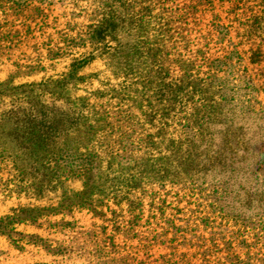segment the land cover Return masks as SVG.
<instances>
[{
    "label": "rangeland",
    "instance_id": "rangeland-1",
    "mask_svg": "<svg viewBox=\"0 0 264 264\" xmlns=\"http://www.w3.org/2000/svg\"><path fill=\"white\" fill-rule=\"evenodd\" d=\"M109 15L115 24L98 36ZM0 84V114L38 102L74 117L72 136L87 134L85 123H101L84 146L101 156L109 138L123 132L143 137L162 127L159 147L135 156L154 163L187 138L181 150L196 157L198 172L193 187L169 179L161 187L143 176L134 197H141L144 217L134 231L126 210L116 219L120 231L86 208L49 218L70 222L64 229L17 225L16 231L40 234L59 253L25 241L17 246L0 234V264H112L120 255L132 264H159L163 255L178 260L182 253L191 264H230L228 241L233 255L250 254L257 263L264 252V0H0ZM107 162L104 170L115 183L119 167L106 168ZM170 162L182 172L179 160ZM61 180L40 201L8 200L0 185V216L18 203L45 205L63 191L83 189L73 173ZM150 204L164 213L152 212ZM151 213L159 223H148ZM168 221L186 241H164ZM102 225L114 234L118 253L96 244L104 239Z\"/></svg>",
    "mask_w": 264,
    "mask_h": 264
},
{
    "label": "trees",
    "instance_id": "trees-1",
    "mask_svg": "<svg viewBox=\"0 0 264 264\" xmlns=\"http://www.w3.org/2000/svg\"><path fill=\"white\" fill-rule=\"evenodd\" d=\"M112 17L103 19L97 26L99 31L97 35L104 32L107 24L114 25L115 22H109ZM100 36V35H98ZM0 88L4 84H0ZM29 86L22 85L20 87ZM45 106L35 103L33 106L26 109H10L3 110L0 114V185L2 192L6 199L10 200L14 197L21 199L34 198L40 201L46 192L56 191L59 183H63L61 178L67 173H73V176L83 181V189L78 192H71L68 194L63 191L59 200L49 202L45 205H35L32 203L22 204L18 203L12 206L8 211L0 216V234L6 235L17 246L21 243L32 244L34 246H42L50 253H59L56 247L47 243L48 240L43 238L40 234H26L24 232L16 231L17 225L34 226L43 229L45 223H48L47 229L56 228V225H61V229L69 226L71 223L62 219L59 222H50L49 218L60 214H69L75 209H88L94 217L109 221L115 224V231H120V225L116 224V219L121 216V212L126 210L128 212L129 220L127 225L129 230L137 228L141 225V220L144 217L143 202L141 197H134V193L141 189L143 176H148V184L156 183L158 186L164 187L169 182H176L193 187L196 183V167L194 161L196 157L193 156L189 149L181 150L183 143H189L186 138L179 140L176 147L172 148L173 155L164 156L155 159L152 163L144 156H135L136 150L140 151L142 148H158L160 141L163 142V130L160 127L157 133L147 134L143 137H134L131 133L123 132L117 138H109L105 142V155L101 156L93 150L84 148L92 138L89 134L92 129L101 127L103 124H89L85 123V129L89 128L87 134L73 135L69 132L68 126H73L74 117L68 119L66 115H57L55 111L49 108L44 109ZM27 111V112H26ZM26 118H31L28 124L24 122ZM72 120V121H70ZM27 122V121H26ZM126 125L129 121L125 122ZM78 124V123H77ZM165 125V124H164ZM184 130L187 124H180ZM78 126L75 127V129ZM121 126L118 125L117 129ZM182 128V129H183ZM80 130V127L79 129ZM172 144V142H171ZM71 147H70V146ZM85 150V151H83ZM179 160L182 165V172L172 168L170 158ZM108 167L117 165L120 176L114 179H109L107 172L104 170V162L107 161ZM46 163H48L46 165ZM132 164V165H131ZM128 166V167H127ZM42 167V168H41ZM136 168L135 174L125 175L126 170ZM69 169V170H67ZM3 174V176H2ZM4 174L6 178H4ZM198 174V172H197ZM30 178L32 179L30 181ZM29 180V182H28ZM146 181V182H147ZM203 195V194H202ZM206 197V196H205ZM217 201H213L211 206L215 207ZM113 204L117 209L111 208ZM151 211L159 210L162 214L163 207H156L150 204ZM111 213V218L107 217L106 211ZM158 222L156 214H150L148 223L152 224V220ZM203 219H208L204 217ZM159 223V222H158ZM168 226L160 234L164 241L171 243L175 242L180 237L186 241V236H180L179 229L172 226L171 221L167 222ZM100 235L104 236L96 244L101 251L106 249L113 253L119 252V247L116 246L113 235H107V226L102 225ZM172 235L171 237H168ZM28 237L25 240V237ZM131 234H125V238L133 239ZM168 237V239H167ZM155 243V242H154ZM227 245L228 254L225 256L230 264H264V252L258 256L257 263H253V257L248 254L245 259L238 255H233L231 242H223ZM142 249L146 250L148 244H143ZM175 253V248H172V256ZM206 251H203L205 255ZM187 253H182L178 260H173L167 255L161 256L159 264H191V260L187 258ZM145 260V259H144ZM205 262L208 260L204 259ZM128 256H118L111 259L112 264H132ZM145 261H141L144 264ZM223 262L219 261V264ZM208 264V263H206Z\"/></svg>",
    "mask_w": 264,
    "mask_h": 264
}]
</instances>
